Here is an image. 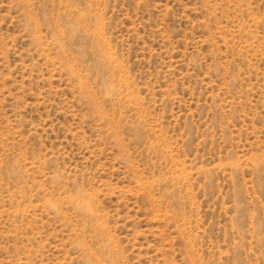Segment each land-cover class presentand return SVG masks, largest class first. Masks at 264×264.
I'll list each match as a JSON object with an SVG mask.
<instances>
[{"label": "rangeland", "instance_id": "1", "mask_svg": "<svg viewBox=\"0 0 264 264\" xmlns=\"http://www.w3.org/2000/svg\"><path fill=\"white\" fill-rule=\"evenodd\" d=\"M0 264H264V0H0Z\"/></svg>", "mask_w": 264, "mask_h": 264}]
</instances>
